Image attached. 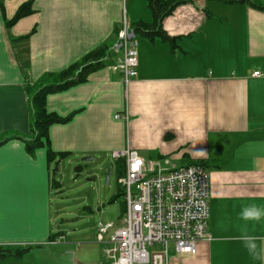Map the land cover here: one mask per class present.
<instances>
[{"label": "crops", "instance_id": "crops-1", "mask_svg": "<svg viewBox=\"0 0 264 264\" xmlns=\"http://www.w3.org/2000/svg\"><path fill=\"white\" fill-rule=\"evenodd\" d=\"M25 1L0 0V250H11L0 264H112L103 244L66 240L62 224L53 227L51 201L61 187L53 163L128 147L175 164L208 162L212 238L199 241L194 256L173 254L170 264H264V216L241 215L264 212V10L223 0L180 6L164 23L173 40L136 33L138 75L128 85L111 69V55L87 80L49 94L48 110L71 117L29 152L27 86L112 46L123 3L33 0L34 12L10 25ZM126 15L132 26L153 20L148 0H127ZM244 236L256 238L261 258L249 254Z\"/></svg>", "mask_w": 264, "mask_h": 264}, {"label": "built area", "instance_id": "built-area-1", "mask_svg": "<svg viewBox=\"0 0 264 264\" xmlns=\"http://www.w3.org/2000/svg\"><path fill=\"white\" fill-rule=\"evenodd\" d=\"M111 47L118 55L110 67L128 85L139 68L138 38L126 15ZM254 76H261L255 71ZM116 117H127L117 114ZM114 156L125 159L126 214L121 225L99 222L96 241L112 264H170L173 254L196 255L201 240H210V174L198 163L176 165L170 157L146 159L128 147Z\"/></svg>", "mask_w": 264, "mask_h": 264}, {"label": "rangeland", "instance_id": "rangeland-1", "mask_svg": "<svg viewBox=\"0 0 264 264\" xmlns=\"http://www.w3.org/2000/svg\"><path fill=\"white\" fill-rule=\"evenodd\" d=\"M145 158L157 159L155 155H145ZM175 162L183 164L179 160ZM111 164L112 172L109 173ZM124 174V157L65 158L58 165L54 162L52 177H56L61 187L54 189L51 201L53 227L62 224L61 228L67 234L66 240L94 241L100 221L121 225L127 209L124 189L119 183V178Z\"/></svg>", "mask_w": 264, "mask_h": 264}, {"label": "trees", "instance_id": "trees-1", "mask_svg": "<svg viewBox=\"0 0 264 264\" xmlns=\"http://www.w3.org/2000/svg\"><path fill=\"white\" fill-rule=\"evenodd\" d=\"M197 0H148V5L152 11V22L140 21L134 24L136 33L144 35L150 39L161 37L164 40H173L172 36L164 27L165 20L171 16L180 6L193 4ZM242 1L252 6L264 10L262 0H223ZM33 0L23 2L17 9L15 15L8 21L10 25L15 24L21 18L34 12ZM26 37V35L24 36ZM111 44H103L100 47L87 53L81 60L74 62L67 68L59 72H49L45 74L37 83L27 86V91L31 99V123L30 129L33 137L26 139L27 149L33 152L37 147L47 144L49 128L54 123H63L70 117L61 116L55 112H50L47 108V96L51 93L63 91L75 84L87 80L90 73L107 66L112 55ZM49 157L55 160L58 153L48 148ZM63 154V153H61ZM189 163H198L207 168L206 159H192ZM11 252L10 249L0 250V255Z\"/></svg>", "mask_w": 264, "mask_h": 264}, {"label": "clouds", "instance_id": "clouds-1", "mask_svg": "<svg viewBox=\"0 0 264 264\" xmlns=\"http://www.w3.org/2000/svg\"><path fill=\"white\" fill-rule=\"evenodd\" d=\"M242 218L245 220H260L262 216H264V212L257 208H245L243 209ZM245 247L247 248L249 254L253 257V259L261 258L257 253V245L255 243V237L244 236L242 237Z\"/></svg>", "mask_w": 264, "mask_h": 264}, {"label": "water", "instance_id": "water-1", "mask_svg": "<svg viewBox=\"0 0 264 264\" xmlns=\"http://www.w3.org/2000/svg\"><path fill=\"white\" fill-rule=\"evenodd\" d=\"M88 158H92V157H88ZM112 172V164L110 165V170H109V173H111ZM109 176H107V178H108Z\"/></svg>", "mask_w": 264, "mask_h": 264}]
</instances>
